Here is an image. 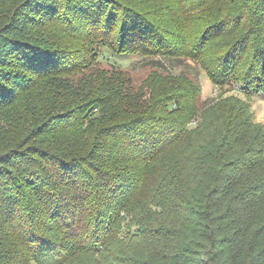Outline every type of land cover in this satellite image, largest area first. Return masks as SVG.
<instances>
[{"label":"trees","instance_id":"trees-1","mask_svg":"<svg viewBox=\"0 0 264 264\" xmlns=\"http://www.w3.org/2000/svg\"><path fill=\"white\" fill-rule=\"evenodd\" d=\"M184 60L264 91V0H0V264H264V124Z\"/></svg>","mask_w":264,"mask_h":264},{"label":"rangeland","instance_id":"rangeland-1","mask_svg":"<svg viewBox=\"0 0 264 264\" xmlns=\"http://www.w3.org/2000/svg\"><path fill=\"white\" fill-rule=\"evenodd\" d=\"M101 64L105 67L111 68V64L119 65L120 68L126 70L130 75L135 78L142 79L148 71L151 69V66L144 65V60L137 59L133 56H125L121 60L114 61L112 58L103 59ZM174 70L186 71L193 79L198 81L201 85V99H206L211 96H216L217 94H236L243 99H248L250 109L254 115L256 121H259L264 124V91L259 94H251L247 96L241 92H235L232 90L226 91L224 89L220 90L219 88L213 86L209 81L207 76L201 71L197 66H195L191 61L184 60L182 63H177ZM220 91V92H219ZM226 91V92H225ZM194 123V121L192 122Z\"/></svg>","mask_w":264,"mask_h":264}]
</instances>
